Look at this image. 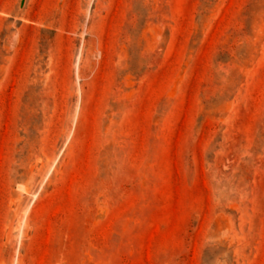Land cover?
<instances>
[{"label": "rangeland", "instance_id": "1", "mask_svg": "<svg viewBox=\"0 0 264 264\" xmlns=\"http://www.w3.org/2000/svg\"><path fill=\"white\" fill-rule=\"evenodd\" d=\"M0 264H264V0H0Z\"/></svg>", "mask_w": 264, "mask_h": 264}]
</instances>
